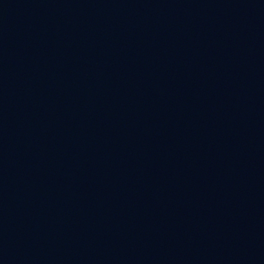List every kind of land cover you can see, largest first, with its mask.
<instances>
[{"label":"water","instance_id":"95a60500","mask_svg":"<svg viewBox=\"0 0 264 264\" xmlns=\"http://www.w3.org/2000/svg\"><path fill=\"white\" fill-rule=\"evenodd\" d=\"M0 264H264V0H0Z\"/></svg>","mask_w":264,"mask_h":264}]
</instances>
